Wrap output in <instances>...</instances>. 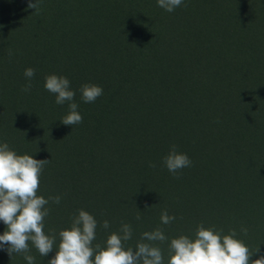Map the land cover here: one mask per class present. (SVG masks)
I'll list each match as a JSON object with an SVG mask.
<instances>
[{
	"label": "trees",
	"instance_id": "obj_1",
	"mask_svg": "<svg viewBox=\"0 0 264 264\" xmlns=\"http://www.w3.org/2000/svg\"><path fill=\"white\" fill-rule=\"evenodd\" d=\"M51 74L69 79L82 123H61L68 104L45 89ZM84 84L104 94L85 103ZM3 142L50 160L37 194L61 200L47 205L46 233L83 209L101 244L127 223L134 246L158 225L151 208L184 214L202 186L219 192L211 209L222 229L264 200V0H184L171 13L157 0H40L37 10L0 0ZM173 144L192 161L179 178L163 163ZM251 247L252 260L263 255L264 244Z\"/></svg>",
	"mask_w": 264,
	"mask_h": 264
},
{
	"label": "clouds",
	"instance_id": "obj_2",
	"mask_svg": "<svg viewBox=\"0 0 264 264\" xmlns=\"http://www.w3.org/2000/svg\"><path fill=\"white\" fill-rule=\"evenodd\" d=\"M158 6L167 12H173L184 0H157ZM40 0H27L29 9L37 10ZM11 55V52H9ZM27 83L24 92L32 89L33 68L25 69ZM45 89L55 95L57 105L68 104V113L61 123L73 126L83 122L74 102L76 92L71 88L68 78L55 74L45 77ZM81 98L85 103H94L104 94L102 87L95 84H84L80 89ZM50 160H37L33 155H18L9 148L7 142L0 143V221L6 225V230L0 235V250H5L11 257L13 254H23L27 264H36L35 257L30 254V243L45 257L54 249L55 256L48 264H165L164 250L160 245L169 241L165 231L156 227L145 231L135 246H129L133 230L130 224L122 223L120 228L109 234L106 241L94 243L97 239L98 222L89 212L80 209L72 217L71 227L59 231V243L54 230L45 232V218L50 214L49 201L59 204V195L46 199L38 195L40 177L44 167ZM164 166L179 178L180 171L191 167L192 161L177 151L173 144L164 157ZM155 168L156 165H149ZM147 209V207H146ZM145 209V210H146ZM137 220L141 217L137 215ZM176 217L164 210L160 216L162 225H170ZM103 229L108 230L110 224L105 220ZM246 236L248 229L242 227ZM235 229L229 234H223V229L215 226L197 225L194 238L179 235L171 238L168 244L167 264H264V255L252 260L254 254L260 252L259 247L251 250L244 241L237 239Z\"/></svg>",
	"mask_w": 264,
	"mask_h": 264
},
{
	"label": "rangeland",
	"instance_id": "obj_3",
	"mask_svg": "<svg viewBox=\"0 0 264 264\" xmlns=\"http://www.w3.org/2000/svg\"><path fill=\"white\" fill-rule=\"evenodd\" d=\"M203 189H204L203 186L199 187V191H203ZM199 191L196 196H193V198L186 200L185 204L187 211L185 210L184 214L183 213L179 214V212H177L174 215L176 219L170 225L161 224L160 216L163 211H159L160 209L158 208L157 209L155 208L156 210H154L153 208L150 209V212H152L154 217L156 218V222L158 224L157 227L166 229V232L168 233L167 236L169 237V241L165 242L163 245H160L164 250V259L166 256H168V244L170 243L171 238H176L181 234L188 235L190 238H194L196 227L193 226V223H196L198 225L203 223L205 227H208L206 226V223L210 221L212 226L216 227L213 221L217 217V212L214 214L215 209H211V208L216 200L215 196L217 197L219 195V192H216V190L208 187H205L204 194H200ZM159 205H163V204H159ZM156 207H158V204ZM223 214L228 215L226 211H223ZM132 221H137L140 230H146L145 223L142 222L141 220H137L135 217L132 218ZM263 225H264V200H256L255 203L249 202V208L247 209V211L242 213L238 218H236V220L226 221L225 224L222 226V229H223V234L225 235L229 234L230 230L235 229L237 232L236 238L244 241L246 245L251 250H253L251 245L256 246L259 245L260 243L264 244ZM242 227L248 229V233L246 236L241 232ZM245 237L248 238L251 237V240L247 241ZM102 241L103 240L98 236L97 233V239L95 242L100 243ZM131 242H134L133 236L132 239L129 241V243ZM58 243H59V235L57 233V245ZM29 246L31 249L30 254L35 257L36 264H48V261L52 259L56 254V250L54 249L47 256L42 257L35 249V247L31 245V243ZM262 249L264 255V247ZM253 256L251 257V259L253 258ZM0 264H27V261L24 259L23 254H13L10 257L5 250H0Z\"/></svg>",
	"mask_w": 264,
	"mask_h": 264
}]
</instances>
